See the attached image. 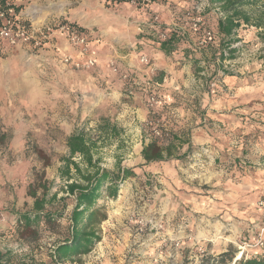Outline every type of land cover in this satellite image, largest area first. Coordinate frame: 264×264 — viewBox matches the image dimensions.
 <instances>
[{
  "label": "rangeland",
  "instance_id": "374dc122",
  "mask_svg": "<svg viewBox=\"0 0 264 264\" xmlns=\"http://www.w3.org/2000/svg\"><path fill=\"white\" fill-rule=\"evenodd\" d=\"M12 1L22 4V16L38 25L31 17L40 18L54 4L98 6L103 0ZM186 1L171 4L180 8ZM36 8L41 12L36 13ZM211 8L202 13V23L212 26L217 34L219 9L216 5ZM184 11H178L179 26L184 24ZM55 12H49L52 23L67 20L66 14ZM189 30L184 38L186 43L178 44L181 53L192 59L183 63L191 72L189 78L184 77L189 79L188 85H183L182 92L173 95V100L167 98L170 102L163 99V105L153 113L147 106V89L124 83L122 95L115 98L111 87L119 77L103 78L92 70L96 66L70 71L58 62L50 71L48 56L32 55L37 50H0V132L8 134L6 142H0V249L6 261L202 264V260L206 263L210 257L237 252L238 245L253 242L246 230L240 232L243 226L226 218L225 213L229 212L234 219L240 216L239 220L247 223L254 222L258 214L264 218V205L260 204L264 195L257 196V181H264V151H260L264 146V121L257 115V103H264V31L255 26L240 28V52L235 58L221 61L218 39L213 46L197 48L195 32ZM189 44L192 49L187 48ZM222 71L232 75L218 81ZM88 74L96 75L98 80L95 97L88 84L87 90H81ZM206 78L217 81L211 92ZM130 90H135L134 95ZM103 97L113 100L100 108L97 103ZM205 103H212L217 112L232 115V121L219 126V121L208 115ZM123 105L142 106L148 115L146 120L137 118L133 122L126 117ZM103 118L116 124L120 133L99 141L100 164L115 169L119 162L132 167L138 176L127 179V189L121 191L117 200L107 201L109 221L102 223V240L92 251L59 261L54 249L69 236V215L74 205L71 198L59 199L68 196V180L60 173L69 154L67 137L84 129L97 138ZM148 120L158 124L164 134L169 133L160 138L163 145L172 136L180 135L178 140L185 145L177 153L187 154L179 160L145 164L141 150L152 137V129L146 125ZM42 174V183L48 187L45 211H63V216L52 224L41 220L30 228L23 227L18 218L33 210L35 199L30 191L36 190L39 197L44 194L39 181ZM53 194L56 199L51 198Z\"/></svg>",
  "mask_w": 264,
  "mask_h": 264
},
{
  "label": "trees",
  "instance_id": "16d2710c",
  "mask_svg": "<svg viewBox=\"0 0 264 264\" xmlns=\"http://www.w3.org/2000/svg\"><path fill=\"white\" fill-rule=\"evenodd\" d=\"M114 1L127 2L129 0ZM167 1L169 0H150L149 5L151 6L155 3H164ZM171 1L174 2V0ZM178 1L180 0H176V2ZM204 1L208 3L204 10L199 14L196 12L193 14L199 15L202 18L203 12L211 11V7L214 5L218 6L220 15L216 23L217 34L212 26L201 22L197 29L192 30L195 32L194 34L198 40L196 46L197 48L210 47L213 46L216 39H218L220 45L219 59L221 61L235 58L236 54L240 52L242 47L239 44L240 40L237 39V32L240 28L255 26L264 31V0H188L178 10L181 12L185 9L183 13L184 24L188 20V11L193 6ZM142 2L143 0H137L139 6L142 5ZM7 3L14 5L17 12H20L23 6L22 4L16 5L12 0H0L1 7H5ZM150 16L151 20H153L155 16H158V13L153 12ZM58 21H60V23L67 22L83 32L89 31L67 20L59 19ZM162 27V31H168L167 28L169 27L165 24L162 25ZM181 29L182 28L169 30L166 39L157 37L152 39V41L158 44L167 54L181 52L180 49H178V44L186 43L184 38L187 31H190L187 28L183 35ZM187 48L192 49L190 44L187 45ZM193 50H196V48ZM186 59L192 62L191 58ZM184 62L186 61L183 60V63ZM222 72V75L218 76V81L223 79L226 75H232L226 71ZM198 73L200 74V72ZM201 74L204 75V73ZM213 74H215V72H213ZM155 77L159 82L163 81L162 76L157 75ZM214 78L215 76L213 75V79ZM213 79L208 81V78H206L207 87L210 92L214 90L211 84L213 82L217 83L216 79L214 81ZM119 133L116 124H113L109 119L103 118L99 124V134L97 138L90 136L84 129L76 130L67 137L66 145L69 154L63 160L64 167L61 168L60 173L68 180L66 184L68 196L59 199L66 201L71 198L74 205L69 215V236L60 242L54 249V256L59 259V261L72 260L92 251L93 247L102 240L101 225L108 218V212L105 208L107 201L117 200L121 191L127 186V179L138 176L132 167L123 166L119 162L115 169H109L100 164L101 158L98 156L99 141L109 139L112 136H118ZM168 135V132L165 134L162 132L161 135L153 136L149 142L143 145L141 154L145 164L160 163L169 159L179 160L187 154V151L184 154L177 153L179 147L174 143L177 138L176 135L172 136V139H170L167 145H163L160 142V138ZM7 139L8 134L6 132H0V142H6ZM75 158H80V161H77ZM48 165L49 162L46 166ZM42 179L43 174L39 179V181L41 180L40 184L42 183ZM41 187L44 193L42 197L37 195L36 190L33 189L30 191V195L35 199L33 210L19 215L18 222L23 227L30 228L33 224H37L41 220L46 224H52L63 216V211L56 213L45 211V206L48 202L46 200L48 187L46 183H42ZM51 198L56 199L57 195L53 194ZM237 253L238 251H228L217 257H210L206 263L203 260L202 264H207L209 261L215 262L216 264H228L235 259ZM5 258V253L0 249V264H11L6 261ZM16 264L36 263L20 262ZM234 264H264V246L248 254H243Z\"/></svg>",
  "mask_w": 264,
  "mask_h": 264
},
{
  "label": "crops",
  "instance_id": "0c3cea01",
  "mask_svg": "<svg viewBox=\"0 0 264 264\" xmlns=\"http://www.w3.org/2000/svg\"><path fill=\"white\" fill-rule=\"evenodd\" d=\"M205 2L206 1H204L202 4H205ZM171 3L176 4L177 2L176 0H174V2L169 0L164 3H155L151 6H139L136 4L134 5L129 1L117 2L114 0H103L98 6L86 5V3H81L77 7L54 4V7L47 8L45 12L46 14L42 15L40 18L33 16L31 17V20H36L38 21V25H43L53 22V20L49 17V12L56 11L55 13L58 14H66V19L68 21L76 22L79 26L88 29L96 35L97 40H92L89 42L86 52H83L77 46H72L68 39L62 34H55L53 37H51L50 42L46 44L45 48L40 51H32L30 48L25 46H10L6 42L0 43V50L5 51L11 49L14 51H32L31 53L35 57H43L44 55L48 56L50 71L54 70V66H56L58 62H60L67 70L70 69V71H77V68L74 67L75 62L79 61L84 63L87 59L93 58L96 61V67L92 70H95L99 76L104 78L105 75H108L110 77L109 80L112 79L111 75L119 77V81L114 82L112 84L113 87H111L112 94L115 98H118L120 95H122V85L128 82L123 81L120 74H114L112 72V67L107 62H109V60H113L122 73L128 71L131 74V78H133V80L136 82L135 88H138V84H145V82L149 79L159 81L155 76H162L163 82L161 91H163L165 94L164 100H168V102H170L167 98L173 100V95L175 96L178 93L180 94L182 92V86L188 85V78L190 77L189 75H191V72L188 70L187 65L183 64V60L188 62L186 58H191V56H187L181 52L167 54L159 46H157L158 44L152 45L154 43L152 39L158 37V30L153 26V21L151 20L150 15L153 12H157L160 24H165L169 28H172L173 26H176L177 28H183L184 24L179 26L180 23H178V20L180 19L178 16L179 8L173 6ZM34 11L36 13L41 12L38 8H36ZM144 54H146L150 59L149 66L140 63V58ZM65 56H71L73 59L72 62L65 63ZM106 63L108 64V67ZM78 71L86 70L78 69ZM195 74H192V76L196 77ZM96 75L92 76L88 74L87 81H81L85 87L81 90H87L88 84L91 87V92L93 93L94 97L95 94L97 95L96 91L99 89L96 84L98 81ZM186 75L188 78L185 80L184 77H186ZM130 93L134 95L135 90H130ZM91 97L94 98L93 96ZM110 100H113V98L103 97L100 102L98 101L97 105L100 106V108H104L103 105L109 104ZM207 104L209 103H205V107L208 115L212 118H216V120L220 122H218L219 126L222 125L221 122L230 123L232 121V115L222 114L223 111L217 112L214 109V105L212 103L209 105ZM123 106H125L124 111L126 117H128L133 122L137 118L146 120L148 115H146L147 112L144 110V108H142V106L138 105L139 111L138 107L135 105L130 107L129 105ZM263 109L264 103H257V110H260L257 112V115L258 119L261 121H264ZM177 136L180 135L177 134ZM178 138L179 137H177L176 140H178ZM176 140L174 143H176ZM178 141L180 144L179 145L176 143L179 147L178 149H182L185 144L184 142H181V140ZM260 151H264V146H261ZM257 188H260V190L257 191V196H263V180L257 181ZM126 189L127 188H125V190ZM225 214L227 215L226 218H232L236 225L243 226L242 231H239L243 232L246 230L248 232V239L250 241H255L260 235L264 237V232L260 233L261 229L264 228L263 215L258 214L256 215V220L254 222L247 223L246 221L243 222L241 219L239 220V215V217H236L237 219H234L231 217L229 212H226ZM241 247V245H238V252L242 250ZM227 250L228 249H226V251ZM254 250L255 249H248L245 250V252H251Z\"/></svg>",
  "mask_w": 264,
  "mask_h": 264
},
{
  "label": "built area",
  "instance_id": "2783aa9c",
  "mask_svg": "<svg viewBox=\"0 0 264 264\" xmlns=\"http://www.w3.org/2000/svg\"><path fill=\"white\" fill-rule=\"evenodd\" d=\"M132 4L139 5L137 0H129ZM207 2V1H206ZM150 0H143L142 5H149ZM198 3L193 6L187 13L188 20L185 22L184 27L181 29L185 34V31L188 29L195 30L199 27L202 22V18L197 14L201 13L208 4ZM141 5V6H142ZM153 26L158 30V37L160 39H166L167 33L169 30L176 29V26L168 28V31H162V24H160L159 16L153 18ZM161 30V31H160ZM55 34L64 35L69 43L72 46L79 47L83 52H86L88 49L89 42L92 40H97L95 34L91 31L83 32L77 27L70 25L69 23H60L56 21L55 23H47L43 25H35L32 21H27L20 12H17L15 6L11 3H7L5 7L0 6V43L6 42L10 46H25L33 50H40L46 46ZM210 35V33H209ZM71 56H65V63L72 62ZM140 63L143 65H150L149 57L144 54L140 58ZM109 64L112 67V72L114 74H120L123 81L128 82V84L136 85V82L131 78V74L127 71L123 72L119 67L114 63L113 60H110ZM96 65V61L93 58L87 59L84 63L75 62L74 67L77 69H90ZM163 82V81H162ZM162 82L156 81L154 79H149L145 84H138L143 86L144 89H147V106L150 113H153L157 108L161 107L164 103L163 96L159 91V88L162 87ZM216 82H213L211 86L214 88ZM147 126H150L152 129V137L159 136L162 134L160 126L154 123L152 120L146 122ZM151 137V138H152ZM261 205H264V201H260ZM264 228L262 229V233ZM264 246V238L260 235L255 241L251 243H244L241 247L242 250L236 255L233 264L243 255L248 254L245 252L248 249H257ZM203 261V260H202Z\"/></svg>",
  "mask_w": 264,
  "mask_h": 264
},
{
  "label": "water",
  "instance_id": "95a60500",
  "mask_svg": "<svg viewBox=\"0 0 264 264\" xmlns=\"http://www.w3.org/2000/svg\"><path fill=\"white\" fill-rule=\"evenodd\" d=\"M236 255H238V253Z\"/></svg>",
  "mask_w": 264,
  "mask_h": 264
}]
</instances>
